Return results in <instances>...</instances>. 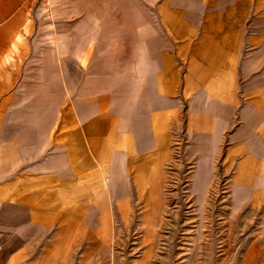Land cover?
<instances>
[{
    "label": "crops",
    "instance_id": "obj_1",
    "mask_svg": "<svg viewBox=\"0 0 264 264\" xmlns=\"http://www.w3.org/2000/svg\"><path fill=\"white\" fill-rule=\"evenodd\" d=\"M37 1L0 0V189L14 218L74 186L110 133V163L155 149L187 98L196 150L215 139V154L231 129L236 208L258 214L264 239V0ZM61 108L71 121L50 134ZM248 247L242 263L264 264V244Z\"/></svg>",
    "mask_w": 264,
    "mask_h": 264
},
{
    "label": "rangeland",
    "instance_id": "obj_2",
    "mask_svg": "<svg viewBox=\"0 0 264 264\" xmlns=\"http://www.w3.org/2000/svg\"><path fill=\"white\" fill-rule=\"evenodd\" d=\"M187 104L186 98L175 124L162 126L155 149L133 155L124 151L126 171L100 207L94 201L66 205L62 191L73 184L61 183L65 186L49 188L43 204L26 206L30 219L18 221L3 199L8 184L2 185L0 264H244L252 256L248 246L263 245L264 239L258 235V214L233 206L236 157L227 151L231 129L212 157L211 188L216 191L201 204L192 190L200 154L187 130ZM55 111L60 115L52 119L50 134L60 123L59 131L65 132L71 121L69 109ZM5 127L0 125V136ZM109 140L91 166L82 157L80 177L111 165V133ZM7 148L1 137L0 152L6 154ZM0 161L7 164L8 157ZM22 225L37 226L27 241L18 236Z\"/></svg>",
    "mask_w": 264,
    "mask_h": 264
},
{
    "label": "bare ground",
    "instance_id": "obj_3",
    "mask_svg": "<svg viewBox=\"0 0 264 264\" xmlns=\"http://www.w3.org/2000/svg\"><path fill=\"white\" fill-rule=\"evenodd\" d=\"M214 140L206 141L204 139L202 140L201 147L200 145L198 147L200 160L195 170L192 190L201 204L206 202L209 193L213 191L212 189L216 191V188H211V173L213 171L212 152H214L216 147ZM125 171V160L119 154V156L113 158L111 165L108 163L97 172L82 175L79 177L77 185L64 188L62 191L64 203L66 205L74 202L86 205L97 203L98 207L104 205L106 200L105 194L111 193L113 185L115 186V182L120 179L119 175L125 173ZM233 197L235 198L233 206L236 207V190Z\"/></svg>",
    "mask_w": 264,
    "mask_h": 264
}]
</instances>
